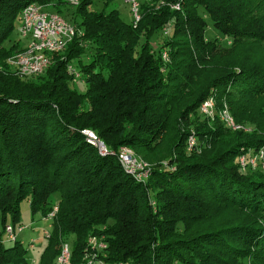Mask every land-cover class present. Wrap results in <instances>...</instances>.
I'll use <instances>...</instances> for the list:
<instances>
[{
    "label": "trees",
    "instance_id": "trees-1",
    "mask_svg": "<svg viewBox=\"0 0 264 264\" xmlns=\"http://www.w3.org/2000/svg\"><path fill=\"white\" fill-rule=\"evenodd\" d=\"M51 2L0 0L3 227L22 226L24 201L34 216L49 215L59 194L39 264H56L69 240L70 264H81L92 236L104 237L108 249L100 257L111 264H264V171L238 163L264 148V122L252 108L264 97L258 7L249 0H155L143 3L135 28L117 9L92 11L93 0H82L65 18L84 35L27 81L8 64L24 48L7 43L28 5ZM210 23L232 47L207 39ZM69 64L81 74L78 84ZM210 97L218 111L227 104L236 124L255 131L202 116ZM86 130L111 154L101 155ZM122 148L150 165L149 181L125 172ZM5 236L0 264H27L26 246Z\"/></svg>",
    "mask_w": 264,
    "mask_h": 264
},
{
    "label": "built area",
    "instance_id": "built-area-1",
    "mask_svg": "<svg viewBox=\"0 0 264 264\" xmlns=\"http://www.w3.org/2000/svg\"><path fill=\"white\" fill-rule=\"evenodd\" d=\"M68 6L74 8L78 7L82 0H64ZM130 7L132 15L131 24L133 27H137L142 19V6L145 2H154L155 0H123ZM22 26L20 33L23 38L28 40L24 49L12 56L8 60V64L11 69L22 78H35L43 76L48 68L51 66V55L55 53L63 52L68 44L78 36H83L84 33L73 22L67 20L61 14L57 12H51L44 10V6L38 4H30L22 11ZM68 72L73 77V82L78 84L81 82V74L74 67L73 64H69ZM200 113L206 119L214 120L219 117L221 121L230 129L238 130L241 127L238 126L228 107L225 105L224 109L218 111L216 98L210 97L200 107ZM84 134L88 137V141L99 149L101 155L106 156L111 154L104 143L98 138V136L90 131H84ZM196 145V138L194 136L188 139V147L191 150ZM101 149V150H100ZM129 152L133 151L128 148H122L119 152V160L123 165L125 172L130 175L133 174V178L136 180V171L130 169L134 167L131 157H128ZM141 160V159H140ZM142 165L145 162L143 160ZM144 162V163H143ZM238 163L242 170L248 171L249 169L256 170L262 166L264 170V148L259 152L252 150L240 155ZM146 172L150 173V167L146 165ZM137 181V180H136ZM144 182V180L142 181ZM55 213V212H54ZM54 213L50 217L54 216ZM48 222V228L45 230V238L51 232L49 228L53 226L55 219H46ZM18 229V232H16ZM24 226L14 227L8 225L6 227V237L8 242L12 243L19 241L18 235L23 232ZM51 234V233H50ZM99 238V242L97 240ZM32 244L30 248L35 247L36 240H31ZM22 242V241H21ZM23 243V242H22ZM24 244V243H23ZM108 249V243L105 242L104 237L92 236L89 238L88 248L83 255L81 264H111L104 261L100 256ZM71 261V248L67 243L63 244V248L60 256L56 260V264H70ZM128 264V263H120Z\"/></svg>",
    "mask_w": 264,
    "mask_h": 264
},
{
    "label": "rangeland",
    "instance_id": "rangeland-1",
    "mask_svg": "<svg viewBox=\"0 0 264 264\" xmlns=\"http://www.w3.org/2000/svg\"><path fill=\"white\" fill-rule=\"evenodd\" d=\"M67 3L64 0H52L51 3L46 4V5H42L44 6V10L46 11H51V12H58L61 13V15L63 17L68 18L69 20L72 18L73 13L77 10L78 7L74 8L72 6H68L66 5ZM93 7H92V11H101L106 7L107 11H110L112 9H117L120 14L122 19L126 22V23H131L132 22V15L130 12V7L129 5H127L123 0H93ZM249 6L252 8L258 7V17H260V20L258 21H262V27L264 28V0H249ZM22 23H16L15 25V29L12 32L9 42L7 43V46H10L13 43H17L19 42L20 45L22 46V48H24L27 43L28 40L23 38L21 33H20V29H21ZM206 37L208 40L210 41H217L218 44L221 45V47L223 48H230L233 46L231 39L222 36L220 33L214 31V29L212 28L211 23L209 24V28L207 30V34ZM165 39V37L160 36L158 38V44H155V46L157 47L159 45V43ZM258 45H260V43H257ZM88 56L89 55H85L84 58V62L88 61ZM37 78L39 77H35V78H24L27 81H31V80H37ZM78 91L80 92H84L85 91V87L83 86V84L77 86ZM227 105V104H225ZM252 105L254 109H258L260 111V117L259 119H261V121L264 122V97H260L257 99L256 103L252 102ZM228 107V106H227ZM197 123V121H196ZM238 126H240L241 128L238 130H243L245 132H254L255 131V126L251 123H244L243 125L237 124ZM264 127V126H263ZM236 131V130H235ZM260 134L261 131H260ZM99 150V149H98ZM101 150V149H100ZM263 150V148L261 149ZM121 151V150H120ZM128 157H131L132 161H133V165L134 167H131L130 169L136 171L137 173V182L142 183V181H149V179L151 178V174L146 172V165L148 163H144L146 165H142V161L140 160L141 158L138 157L136 155L135 152H132L128 154ZM148 166H150L148 164ZM262 170V166L260 167ZM264 171V170H263ZM130 176L132 177L133 174H130ZM61 197L60 195H56L53 197V204H54V209L53 211L47 215H41V214H36L35 216L32 214L31 210H30V206H29V202L28 201H24L22 203V217H21V225L25 227V229L23 230V232L19 233L18 238L19 241H22L24 243V245L26 246V248L28 249V254H27V264H39V258L41 256V253L43 252V250L46 248V246L48 245V242L51 238L52 235V230L54 228V226H51L50 229V233L49 235L45 238V230L48 227V222L46 219H56V216L59 212V201H60ZM55 212V213H54ZM54 213V216L50 217L51 214ZM37 219V220H36ZM54 222V221H53ZM10 225V223L5 224L4 227L1 223V213H0V234H6V227ZM47 225V226H45ZM19 227V226H17ZM101 231H104V228H100ZM18 232V229L17 231ZM100 233V232H99ZM98 233V235H100ZM38 234L40 235V237L37 238ZM6 237V236H5ZM8 238L6 237V241L8 242ZM31 240H36L35 243V247L34 248H30L29 249V245L32 244ZM98 242H99V238H97ZM17 241H15L16 243ZM69 245L72 246L73 245V240H69ZM14 243V242H12ZM12 243H8V244H12ZM89 243V239L87 242V245ZM63 245L61 247V251H62ZM61 254V252H60ZM59 254V256H60ZM58 256V257H59ZM57 257V259H58ZM56 259V260H57Z\"/></svg>",
    "mask_w": 264,
    "mask_h": 264
},
{
    "label": "crops",
    "instance_id": "crops-1",
    "mask_svg": "<svg viewBox=\"0 0 264 264\" xmlns=\"http://www.w3.org/2000/svg\"><path fill=\"white\" fill-rule=\"evenodd\" d=\"M45 226H47V225H45ZM38 237H40V235H39V234H38L37 238H38Z\"/></svg>",
    "mask_w": 264,
    "mask_h": 264
}]
</instances>
